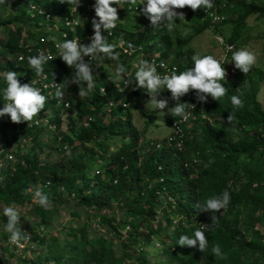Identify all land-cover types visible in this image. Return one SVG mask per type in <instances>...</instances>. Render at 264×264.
Returning a JSON list of instances; mask_svg holds the SVG:
<instances>
[{
	"label": "trees",
	"instance_id": "obj_1",
	"mask_svg": "<svg viewBox=\"0 0 264 264\" xmlns=\"http://www.w3.org/2000/svg\"><path fill=\"white\" fill-rule=\"evenodd\" d=\"M30 1L57 15L64 14L66 6L72 4L77 14L93 13L95 16L94 0H80L78 6L74 0ZM8 2L12 9L3 5L0 13L3 34L0 33V73L9 70L26 73L34 69L27 60L17 62L14 59L20 50L17 42L41 32L33 31L35 20L30 24V14L24 13L23 7L27 10L25 0ZM142 3L140 0L138 10L134 12L126 9V4L122 5L118 13H126L128 17L131 14L135 20H120L116 37L123 36L134 46H144V51L156 50L159 57L170 56L174 60L179 54L175 48L176 52L168 55L170 28L162 22L155 28L150 25L146 33L144 26L150 22L141 12L146 0ZM213 5L211 9L222 15L215 24H232L231 33L223 38L232 46L226 54L229 60L232 52L238 50L235 42L246 25V17L264 16V3L213 0ZM177 11L185 14L193 34L208 25L209 18L202 14V8L195 12L187 7ZM202 15L203 21L200 20ZM81 26L77 28L80 35L88 30L87 25ZM174 39L182 43L177 36ZM117 50L116 47L115 52L119 53ZM98 56L107 63L113 61L104 54ZM125 56L119 53V59H125ZM187 60L175 62L177 74L186 70ZM126 65L129 70V64ZM229 67L231 76L220 81L228 89L227 94L218 101L209 96L206 103L196 105L194 125L181 124L179 148L174 147L173 140H167V136L160 139L158 147L152 140L142 141L145 138L131 119L137 106V95L146 92L133 90L134 83L116 91L102 66L93 72V91L72 104V110L69 105L64 108L55 95H50L44 109L36 116L40 120L38 123L31 120L14 124L8 116L0 117V145L9 149L13 157L0 169V241L10 236L4 231L7 217L2 214V207L14 205L20 208L34 199L37 190L51 201L49 209L34 201L32 221L21 223L22 217L19 218L21 231H26L32 241L29 251L33 256L29 261L16 257L13 264H264V109L257 99L263 77L259 67H251L246 74L235 69L232 63L226 64L225 69L229 70ZM46 71L54 72L59 84L67 83L74 76V70L60 58L50 61ZM135 71L129 70L128 80L134 79ZM163 71L157 68L158 73ZM99 86L104 88L103 94ZM5 87L0 76V108L5 102L2 96ZM165 92L167 90L160 95ZM233 95L242 99V108L233 107ZM183 98L180 103L186 101ZM121 99L127 100L125 108L117 103ZM107 101L114 103L108 111ZM47 108L50 114L45 113ZM142 113L139 107L137 114ZM228 114L234 116L233 121L227 122ZM42 115L47 116V122L54 123L53 131L45 127ZM170 115L169 112L163 122L168 127ZM61 118L65 120L66 130L56 132ZM42 133L45 134L43 139ZM50 133L53 139L48 137ZM51 146L61 158L42 160L43 148ZM225 190L230 193V203L226 209L215 213L217 218L211 221L212 213L200 211L197 205L202 206L207 198L219 196ZM69 200L84 208V219L78 227L71 222L59 224L65 232V237L59 241L58 236L52 234L59 233L58 228L51 224L57 222L59 208ZM112 202L116 205V214L108 211L97 215V211L111 208ZM90 209L94 211L88 213L86 210ZM70 214L77 216L75 211ZM94 220L103 232L96 230L93 233L89 224ZM197 228H201L207 237L206 250L181 248L177 244L179 236L191 237ZM153 239L157 242L155 246ZM216 244L220 245L221 256L211 252ZM147 247H152L153 255ZM2 250L7 253V258L11 256L10 248L4 242ZM0 264L10 262L0 257Z\"/></svg>",
	"mask_w": 264,
	"mask_h": 264
},
{
	"label": "clouds",
	"instance_id": "obj_2",
	"mask_svg": "<svg viewBox=\"0 0 264 264\" xmlns=\"http://www.w3.org/2000/svg\"><path fill=\"white\" fill-rule=\"evenodd\" d=\"M94 1L95 3L93 5V10L95 13V17L91 20L92 31L94 34L90 37L91 42L87 45H83L78 41V39H67V34H64V41L57 42L55 45L59 51V57L54 59L60 58L67 67L74 70V76L70 81H67V85L69 84V82L75 83L77 85L83 82L82 86L87 85L86 88H84L85 86L79 87V97L87 96L88 92L95 87L93 76L96 68H99L101 66L103 67V72L107 75L112 76V79L121 82V80L125 78V80H127V85H123V88H128V85L134 83L135 87L133 90L143 89L146 92V96L150 97L147 105L148 108H152L154 110L166 109L168 107V100L164 98L158 99V97L163 90H167L171 93V99L173 101H176L175 106L168 109V113L171 112L173 114V118H170L169 133L166 135L168 136L172 132L171 122L173 119L182 117L186 120L191 115V113L187 111L189 105L193 110L198 103H206L209 96L214 101H218L220 98L224 97L227 94L228 89L224 86V84L220 83V81H225V78L227 76V69H225V66L227 64L226 54L229 50H232V46L225 43L224 39L218 35L214 36V38L217 39V43L221 47V54L218 60L212 55L201 56L198 54H194L191 57L192 67H185L186 70L181 71L179 72V74H177L175 70V62H177L176 58L174 60L167 61V58L165 59L159 57L156 50H149L153 51V53L147 55V57L152 58L153 63L147 62V57H144L145 59L143 58L139 62L137 55L135 56L134 53L132 55L125 56L126 58L124 60H130L128 63L130 67L129 70H136L134 79L128 80V75L131 74L127 73L126 66L124 67L119 63L115 67L114 76L111 75L106 68L109 66V64L112 63V61H109L107 63V61L101 59L100 56L97 57V55L104 54L113 61H117L119 59L120 52L119 50H117L119 53L115 52L116 45L114 44L115 41L117 39L119 40L120 38L116 37V33L119 29L118 23L120 22V20H118V12L121 11V4L123 3H127L126 9H131L133 12L137 11L138 3L140 2V0L139 2H137L138 0ZM74 2H76L78 6L80 0H74ZM144 2L145 0H143V3ZM4 4L5 0H0V5L3 6ZM114 4H116L115 7L113 6ZM128 4H130V8H127ZM29 6L35 7V10L32 12L31 10H29ZM73 6L75 7V5L72 4L67 5L66 12L64 14L57 15L54 14L52 10H47L42 6H37L33 1L25 0V7H27V10L29 11V14L31 16L29 20L31 21L30 24H32L33 20H35L34 27H32V29L33 31L38 30L40 32H42V30H44L47 25V23L43 19L42 14L48 13L50 18L60 26L62 17L70 15L69 9ZM213 6V0H146V6L141 9V12L149 20L150 25L153 28L158 27L162 22H166L165 25L171 28L174 21L176 20L185 22V14L183 12L177 11L178 9H184L185 7L191 9L193 12L202 8V14L209 18V22L215 24L217 21H220L222 19V15L216 13L214 9H211ZM37 9L42 10V14H38ZM72 15L80 16L82 14L79 15L75 11V13H72ZM203 15L200 18L201 21H203ZM38 22H40V25H38ZM209 22L207 26H209ZM83 24L85 23L81 22L80 25L76 27V34L77 28L82 27L81 25ZM86 27L88 28V30L90 29L89 26ZM108 30H112V35H106V31ZM188 31L189 30L186 29L185 34H187ZM83 33H81L82 35H77L81 37L85 34ZM36 36L34 35L33 38ZM48 39L55 40L56 38L54 36H50L48 37ZM111 40H113V43H111ZM120 40L124 41L127 39H125V37H122L120 38ZM123 41H121V46L123 44ZM225 45H228L229 48H226ZM138 46H140V50H142L143 52L144 46ZM128 47L132 48V45L129 44ZM169 54L170 53L168 52V55ZM84 57L96 58L94 61V68L90 62H85ZM184 58L189 57L188 55H186ZM14 59L17 62H20L16 59V55L14 56ZM24 59L25 58L23 56L20 57L21 61H23ZM54 59L50 55H46L45 52L41 51L37 56H30L27 58L28 65L34 70L21 74H17V72L11 70L0 73V76L3 77V80L6 83V87L4 88L2 94L3 100L5 102L3 108H0V117L8 116L11 122L14 124H19L22 121L28 122L33 120V118L39 120L36 116L44 109L47 99L42 94L48 96L55 95L58 101L64 99L68 102L66 98H62V87L61 84H59L56 80L54 72H47L46 67H44ZM99 60L101 61V64H98ZM231 60L235 69L239 70L243 74H246L250 71L252 65H254L256 56L247 48H241L232 52ZM156 61H161L163 63V66H159ZM156 67L164 71L158 73ZM34 71L36 75H42L44 73L45 78L40 81L32 82V78L30 77L34 75ZM125 74L128 75L124 77ZM107 80L113 83L112 80ZM25 81H27L28 83L23 84ZM49 82H56L57 90L55 88H49ZM42 84H45V88L42 87ZM194 92L197 102L195 104H188L190 102H193L191 94L193 95ZM182 96L184 97V100L186 99V101L180 103L179 100ZM120 102L121 101L118 100V104H120ZM231 104L235 109H239L244 106L242 99L236 95L231 96ZM126 105L123 108H125ZM112 106H114V103L111 105V107ZM165 114L166 113L163 111L157 112V115L160 117H163ZM45 117L47 116L42 115L41 119L44 124L47 123V120L46 122H44V119H46ZM193 119H188L184 122L185 124H188L192 122ZM233 120L234 116L228 114L227 122H231ZM184 122H180V127ZM48 123L51 124V122ZM45 127L47 128V125H45ZM156 142L160 143L159 140H152L154 146ZM33 198L35 203H37L44 209H49L51 207V201L49 200L48 196L42 191L37 190L34 193ZM229 203L230 193L225 190L219 196L207 198L202 206H197L200 207V211L212 213L211 221H215L217 217L214 214L220 212L222 209H226ZM2 214L7 217V223L4 225V231L10 234V242L23 247L20 242L22 240L28 239L29 234L21 231L18 223L20 218L18 209L14 205L7 206L3 208ZM177 244L181 248H197L198 251L203 252L208 246V241L204 231L201 228H197L193 232V235L191 237L188 235H180ZM211 252L214 256L222 255L220 245L218 244L212 247Z\"/></svg>",
	"mask_w": 264,
	"mask_h": 264
},
{
	"label": "rangeland",
	"instance_id": "obj_3",
	"mask_svg": "<svg viewBox=\"0 0 264 264\" xmlns=\"http://www.w3.org/2000/svg\"><path fill=\"white\" fill-rule=\"evenodd\" d=\"M262 3H264V0H258ZM139 2V0L137 1ZM123 4H127V3H123ZM121 4V5H123ZM6 6H4L5 8H11L10 4L8 2V0H5V4ZM2 5H0V13L2 11V8H4ZM20 10H22V8H19ZM23 11L24 13L28 14L29 11L26 10L23 7ZM3 15V14H1ZM136 15V14H135ZM130 18L132 20H135V17L133 15L130 14V17H128V15L125 13H118V20H124L126 22H130ZM234 16L231 17V19L233 20ZM246 21V25L243 27L240 36L238 37V40L235 42V48L237 47V49H241V48H247L249 51L253 52L256 56V61L254 63V65H252L253 69L256 68H260L261 72H262V79L260 80L259 83V87L260 89L258 90L257 93V99L260 102L261 107L264 109V16H260L257 17L254 15H249L246 17L245 19ZM31 22V21H29ZM186 22V20H185ZM183 21L178 20L177 23L174 22V24L172 25V27L170 28V37H171V47L169 49V53H175L176 51L174 50L175 48H177L178 50V57L176 58V61H180L183 60L184 57L186 55H188V60H187V64L186 67L187 68H191L192 64H191V57L194 54H198V55H212L214 58H216L218 60L220 54H221V47L220 45L217 43V39L214 38L215 35H218L222 38L227 37L230 33H231V29H232V24L231 23H218L213 25L211 22H209V26H207L206 29H204L203 31L199 32L198 34H193V30L192 27H190L189 22L185 23ZM10 26V25H9ZM27 25H25L26 27ZM150 24H145L144 28L146 29V33L150 30ZM217 26V27H216ZM28 28V27H27ZM188 29L189 31L187 32V34H185V30ZM1 33V30H0ZM23 33V29L22 32ZM1 35H3L1 33ZM178 37V41L180 40L182 43H177V41L174 39L175 37ZM190 36L189 39L184 42L183 40L187 37ZM123 36H120V38H122ZM119 38V39H120ZM19 41V40H18ZM149 44L150 42L147 41ZM18 44V42H17ZM151 44V43H150ZM153 53V51H143V54L145 55V57H147V55ZM145 59V58H144ZM129 59L126 60H122V59H118L117 61H112L111 64H109V66L106 68L109 73L111 75L114 76L115 73V67L116 65L122 64L124 67L127 66L126 63H129ZM167 61H171L170 56L167 58ZM226 63L227 64H231L232 61L231 59H227L226 58ZM46 67V66H44ZM227 76L226 78H229L231 76V69L229 67V70H226ZM83 82L79 83L78 85L75 83H71L69 82V84L67 85V83L63 82L61 83V87H62V91H63V97L62 98H66L69 102V110H72L71 108H73V105L75 102H77L80 99L86 98L90 95V93L93 91L90 90L88 92V95L85 97H79L78 96V91H79V87H82ZM49 96L47 95L46 98H48ZM136 102H137V106L136 109H134V111L132 112V119L131 122L133 124V126L136 128V130L139 131V133L142 135V138H145L142 141L145 140H159L163 137H165L168 133H169V127L167 124L163 123L164 119L168 113V109L172 108L173 105L176 103V101H173L171 99V93L170 92H165L162 95H160L158 97L159 98H164L168 100V107L166 109L163 110H154L152 108H148V102L150 100V97L146 96V93L144 94L143 92H140L137 97H136ZM120 101L127 103V100L125 99H121ZM118 103V102H117ZM141 107L142 108V114H137V109ZM123 108V107H122ZM49 108L45 109V113L46 114H50V111H48ZM159 111H163L166 114L163 117H160L157 115V112ZM61 113H64L63 111H61ZM170 118L172 117V113L170 112ZM173 118V117H172ZM190 125H194L193 122H190L187 124V126ZM54 123H51L48 125V128L53 131L54 130ZM65 129V120L63 118L60 119V125L59 128H56V132L57 131H64ZM66 130V129H65ZM55 132V133H56ZM53 134H49V138H52ZM41 137V136H40ZM43 137H45V134L42 133V137L41 139H43ZM53 139V138H52ZM51 140V139H50ZM142 141H140V144L142 146ZM29 146V143H27V147ZM146 147V146H145ZM51 147H44L43 148V152L41 153L40 158H42V160H58L61 158V154L57 153L54 149H51ZM140 148V147H139ZM48 152V153H46ZM33 203H34V199L30 200L27 204L21 206L20 208H17L19 213H20V217H22L21 223L22 222H30L33 220L34 214H33ZM62 207L59 208V212L58 215L56 216V223L54 222V224H51L52 227L56 226L58 228L59 233L56 232H52V234L54 236H58V240L60 241L63 237H65V232L64 229L59 226L60 225H68L69 222H71L70 224H72L75 227L80 226V224H82V218L84 219V213L85 210L82 206L80 205H76L74 202L72 201H68L67 203H63V205H61ZM111 208H109L108 210H102V211H97V215H99V213L103 214L104 212H112L114 214H116V205L114 204V202L111 203ZM4 208V207H2ZM75 211L77 212V216L72 215L71 216V212ZM88 213L93 212L94 210L90 209L86 210ZM81 218V219H80ZM95 219H97V217H94ZM84 222V221H83ZM260 222V220H259ZM261 223V222H260ZM90 227L93 229V233L96 230L98 232H103V228L99 225L97 226V224H95V220L92 221L90 224ZM91 233V234H93ZM122 234H124V232H121ZM57 234V235H55ZM1 237V236H0ZM116 242V241H115ZM153 246L157 245V242H155V240H152ZM149 250V254L153 255V250L152 247H147ZM21 255H23L24 260H31L32 258V252L26 250L25 253L20 254L19 256L21 257ZM0 257H3V261L5 262H10V264H13L16 260V258L14 257H8L7 258V253H2L0 255Z\"/></svg>",
	"mask_w": 264,
	"mask_h": 264
},
{
	"label": "built area",
	"instance_id": "obj_4",
	"mask_svg": "<svg viewBox=\"0 0 264 264\" xmlns=\"http://www.w3.org/2000/svg\"><path fill=\"white\" fill-rule=\"evenodd\" d=\"M116 4H114L113 6L115 7ZM127 8H130V4L127 5ZM29 10H31L32 12L35 10V7H31L29 6ZM70 11V15H66L62 17V20L60 22V26L50 18L48 13H44L42 14V10L37 9V13L38 14H42L44 21L47 23L46 27L44 30H42V32L40 34H38L36 37L34 38H20L18 41V47H20V50L17 52L16 54V59L18 61L20 60V57L23 56L25 59L27 60L28 57L30 56H37L41 51L45 52L46 55H50L53 59L59 57V51L56 48V43L57 42H63L65 39V35L67 34V39H78V41L83 44V45H87L89 44L90 41V37L94 34L92 31V25H91V20L95 17L93 14H89V13H85L82 14L80 16H76V15H72V13H75L76 8L73 6L69 9ZM83 22L85 23L87 26L90 27V29L88 31L85 32V34L83 36H78L75 33V29L77 26L80 25V23ZM38 25H40V22H38ZM112 30H108L106 31V35L110 36ZM110 33V34H109ZM23 36V35H22ZM50 36H54L56 39L55 40H50L48 39V37ZM22 40H25L24 42ZM121 41L123 40H116L115 41V45L118 48L119 52L121 54H125L127 56L132 55L133 53L135 54V56L137 55L139 62L145 57L143 55L142 50H140V46H134L133 42L129 41V40H124L123 44L121 46ZM131 44L132 48H129L128 45ZM226 48H229L228 45H225ZM95 57H84L85 62H90L93 65L94 68V61H95ZM153 59L147 57V62L149 63H153L152 62ZM159 66H163V63L161 61H156ZM98 64H101V61H98ZM31 68V67H30ZM127 73H129V70H127ZM128 74H125L124 77H126ZM30 78H32V82H36V81H40L42 79L45 78V74L43 73L42 75H36L35 71H34V75H32ZM107 79H110L113 81L114 83V88L116 89V91L120 92L121 89H123V85H127V80H125V78L123 80H121V82L116 81L114 79H112V76L107 75L106 77ZM49 88H55L57 90V83L56 82H49L48 83ZM85 86V85H84ZM82 86V87H84ZM87 86V85H86ZM42 87L45 88V84H42ZM100 92L103 94L104 88L103 87H98ZM191 98L193 99V102H190L188 104H195L197 102V100L195 99V92L193 93V95L191 94ZM62 102V105L64 108L68 107L69 103L64 100L61 99L60 100ZM113 103L111 101H107L106 102V110L108 111L109 108L111 107ZM121 106L124 107L126 105L125 102H120ZM187 111L191 113V115L186 119H193L194 114H193V110L191 109V106L189 105L187 108ZM185 119H183L182 117H179L177 119H173L171 122V134L167 136V140H173L174 142V146L175 147H180V138L182 136V129L180 127V122H184L186 121ZM39 120L37 119H33L34 123H38ZM44 122H46V119H44ZM50 123H46L47 128L48 125ZM49 129V128H48ZM159 145L158 142L155 143V146L157 147ZM13 159L12 157V153L10 152L9 149H3L2 146L0 145V169L3 167V165H5V163L7 162H11ZM97 171H95L96 173ZM26 232V231H24ZM27 233V232H26ZM28 234V233H27ZM3 242L5 244H7L10 248L11 251V256L9 257H20V254H23L26 252V250H30L32 248V241L30 240V237L26 240H22L20 243L23 245V247H20L18 245H15L13 243L10 242L9 236H6L5 239L1 242L0 241V255L2 253H6L2 250V244ZM21 257H23V255H21Z\"/></svg>",
	"mask_w": 264,
	"mask_h": 264
}]
</instances>
